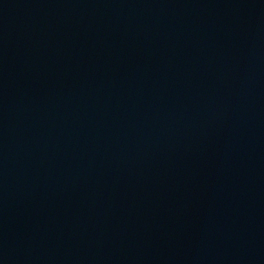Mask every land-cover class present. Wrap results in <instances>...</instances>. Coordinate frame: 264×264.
Masks as SVG:
<instances>
[{"label": "water", "instance_id": "95a60500", "mask_svg": "<svg viewBox=\"0 0 264 264\" xmlns=\"http://www.w3.org/2000/svg\"><path fill=\"white\" fill-rule=\"evenodd\" d=\"M0 264H264V0H0Z\"/></svg>", "mask_w": 264, "mask_h": 264}]
</instances>
